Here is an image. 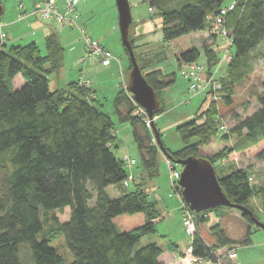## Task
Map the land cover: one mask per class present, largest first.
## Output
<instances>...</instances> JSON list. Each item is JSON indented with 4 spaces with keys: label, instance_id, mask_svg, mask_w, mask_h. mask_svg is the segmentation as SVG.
<instances>
[{
    "label": "trees",
    "instance_id": "16d2710c",
    "mask_svg": "<svg viewBox=\"0 0 264 264\" xmlns=\"http://www.w3.org/2000/svg\"><path fill=\"white\" fill-rule=\"evenodd\" d=\"M231 2L235 7L225 18L231 60L218 78L225 91L223 105L228 108H232L235 90L243 88L253 72L251 54L264 44V0L147 2L151 19L160 20L162 41L172 48L178 68L198 63L200 50L192 35L207 32V15L216 14ZM133 28L132 22L129 42L135 53L138 46ZM122 50L128 59L129 74L131 63L123 46ZM201 50L210 72L218 62L216 51L211 46ZM44 51L42 55L34 42L8 47L0 42V264H65L44 230L47 221L52 229L49 235L63 237L73 256L70 264H160L162 249L157 243L139 246L143 238L156 233L159 214L142 183H135L130 192L123 190L127 171L123 160L114 153L118 148L112 136L114 122L85 85L71 82L63 89L50 90L49 77L60 71L64 57L54 32L45 37ZM134 57L160 102L154 117L160 116L164 113L160 94L175 84L176 74H163L156 67L165 59L160 51L135 53ZM17 76L24 84L15 89L13 80ZM252 97L257 107L238 120L230 132L242 140L240 145L206 158L214 170L216 163L231 165L235 157H248L264 165V81ZM137 109L127 90L120 89L113 100L114 115L119 124L131 128L144 176L153 181L158 176V146L153 144L144 119L135 115ZM205 109L198 119L175 128L182 148L166 149L171 161L199 158L200 147L216 136L215 107L209 103ZM217 131L222 134L218 128ZM221 138L228 141L225 133ZM252 171L249 167L231 166L226 175H215L230 203L248 209L259 219L250 206L251 200L257 199L264 221V184H251ZM112 186L119 192L116 199L104 191ZM179 191L174 182L173 192L178 195ZM93 199L94 204L89 206ZM183 205L184 211L193 216L196 231L197 226L207 222L210 212L227 210L195 213ZM60 216L65 218L61 220ZM241 219L246 229L239 240H231L220 225H215L209 229L214 244L196 237L193 255L215 262L214 255L219 250L251 245L252 235L261 229L248 216L242 215Z\"/></svg>",
    "mask_w": 264,
    "mask_h": 264
},
{
    "label": "rangeland",
    "instance_id": "374dc122",
    "mask_svg": "<svg viewBox=\"0 0 264 264\" xmlns=\"http://www.w3.org/2000/svg\"><path fill=\"white\" fill-rule=\"evenodd\" d=\"M46 1L47 0H41V3L39 4L40 6L32 14L34 16V19L32 20L43 29H46L44 26L48 24H53L55 27H57L56 24L61 27H65V32L70 37V39L82 36V33L79 29L83 30L84 34L92 40H96L99 36L104 37L106 40L107 48H109L112 53L116 57H119L121 60L123 74L120 75V78L121 80H123L122 89L126 91V84L128 79V59L122 52L115 0H93L92 4L89 5L92 7L89 9L86 15H82L79 17L77 9H75L76 16L74 15L75 17L73 16L71 19L70 16L67 15L65 24L55 21L54 18L47 20L42 19L39 16L40 14L37 10L41 9L44 4H46ZM67 1L68 0H66L65 5ZM0 2L3 8V14L0 18V33L4 35V43H6L7 47L10 45L24 46L34 41V43L37 44L41 54L44 55V43L42 42V40L40 41V37L38 36L40 30L32 32L33 27H30V29L26 30V19L21 23L17 21L20 17H26V0H0ZM48 3L52 4L53 11H57L52 0H49ZM129 3L131 9V17L134 23L133 31L137 29L138 32H141L142 29L146 30L147 26L152 30V33L149 36H145V39H143V41L145 42L148 41L147 45L135 49V53L138 54L139 50L141 49L142 54L147 52L155 53L160 51L161 57L163 58L165 56V59L163 63L157 65L156 67H159L162 70L163 74H176L175 84L162 91L160 94V98L164 105L163 114L154 117L153 121H150L148 116L135 112V115L140 116L144 119V122L153 135V144H156L158 146V176L151 182L148 181V179H146L144 176L140 156L136 150V146L131 136V128L127 124H119L114 115L112 102L113 98H111L112 89L110 84L106 82V80L103 81V83L105 84L101 86V90H99L98 94L99 101H101L103 104V107L101 108L102 111L111 118L115 125L112 135L113 141L117 142L116 145L118 146V148L114 151L115 156L118 159H122L125 165L127 162H129L128 160L133 161L134 163L130 167H126L127 178L123 182V190H127L128 192H130L133 190V185L135 183H142L144 190L146 189L145 191H147L146 194H148L147 196L149 201L156 202L155 205L159 214V221L156 224V234L143 238L140 241L139 246H144L148 243L155 242L160 247H165L166 245H169L170 242L176 243L177 240H184L185 248L183 249V251H181L180 256L178 257L179 264L180 259L183 258L184 262L185 260L187 261L189 259L185 264H224L228 262L235 264L236 262L238 263V261V264H264L263 230L257 231L252 235L251 245L247 247L232 246L229 248L236 249V257H238L239 260H237V258H235L234 260H229L224 254H222L224 251L226 252L227 248L219 250L217 253H215L218 256V258L215 256V262L210 261V259H201L199 262H194L192 257L189 256L186 259V256L189 254L188 251L190 249L192 256L195 257L192 253L193 240L189 241V236L186 235L182 224V211H184L185 207L180 197L181 191H179V194L176 195L173 192V183L170 180V175L173 174L174 171L180 173L182 171V166L177 165L175 164V162L171 161L170 156L166 151V149H169L171 151H178L182 148L180 138L176 133L175 128L178 125L186 123L192 119H198L199 117H201V114L204 112V110H206L205 108L209 103L214 105L215 107V110L217 112L215 118H218V121L226 127L225 134L228 136V141H223V139L221 138V135L223 134L218 133L217 124L214 121L216 136L211 138L208 143L200 147L198 152L199 158L205 160H207L206 158L212 159L214 155L221 152L222 150H225L226 148H236L240 145L242 140L238 139L230 132L237 125L238 120L244 118L246 115L251 114L257 107L252 94L255 91H260V83L264 81V44L261 45V47H258V49L251 54V64L253 67V72L249 75V78L246 80L243 88L235 90V95L233 97V103L231 106L232 108H228L223 105V96H225V91L222 90V86L218 82V78L224 74L227 67L228 61L225 59V57L229 54V52H231L229 42L227 40L224 41L223 39H220L218 37L215 38V41L214 38H211L209 36L208 30L207 32L199 33L196 35L194 34L191 37L194 45L200 50V58L198 60V63L200 66L206 67L204 68V71L201 72V78L203 79L202 81L205 84V82H207L209 78H213L216 82V85H220H218L219 87L216 90H211L208 86H205L206 89H204V91L198 92L197 94H192L188 91L187 80L182 75H180V68L177 67L172 57V48L167 44H164L162 41V35L160 32V20L157 17H154L153 20L151 19V16L148 12L147 0H129ZM108 4L111 5V9L107 7ZM22 5L24 6L23 9ZM66 11L67 10L65 7V14ZM65 14L62 15L64 16ZM78 17L79 19H77ZM68 19H71V22L73 21L74 25L72 24V26H70ZM112 21H115L116 23L113 27L110 26ZM55 29L57 30V28ZM6 33L8 34V38ZM31 35H33L34 37H32ZM82 37L84 38V36ZM62 45H64V42ZM204 46H211L212 49L216 51L218 57L217 64L210 72L207 69L205 57L201 50ZM162 49L165 54L161 52ZM72 59L73 58L69 57L68 62H70ZM112 59L113 56L111 54L109 63ZM86 60H94L95 62L102 65L97 58L86 56L83 47L81 61L84 62ZM69 65L70 64L67 65V57L65 55L62 60L60 71H57L56 74L49 77V80H51V83L49 85L51 91L54 90V84L56 82L62 84L65 80L73 81L72 77H78L80 73L79 70H72L71 66ZM23 84L24 81L20 76H17L13 80L15 89L20 88ZM104 97H107L106 101L104 100ZM205 98L206 101L204 102ZM201 121L202 120L200 119L197 122L201 123ZM156 135H158V139L162 147L164 148V152H162L159 148L160 146L159 142L157 141ZM235 158L236 159L232 161L231 165L222 164L220 162L216 163V175L218 177L226 175L229 172V168H231V166L238 168H247L249 166V168H252L250 165V161H246L248 160L247 158ZM252 175L254 176L253 182H251L252 185L259 186L260 184H262V182L264 184V165L262 164L259 169H253ZM129 176H132V181L125 185V182H128ZM117 190L118 189L112 186L106 188L104 191L108 197H110L111 199H116L119 197V192ZM94 200L95 199L89 202V206H92L94 204ZM250 206L254 209V213L257 214L259 218L257 220L261 223H264L258 200L253 198L250 202ZM226 209L227 210L222 211L226 218L225 223L222 224V227H224L227 235L231 237L237 235L238 237L242 226L244 227V224L246 223L241 219L242 214L239 211L234 209L231 210L228 208ZM208 215L211 216L210 220L202 224L203 227L213 226L217 224L216 219H218L219 221L216 213L210 212ZM60 217L61 220L65 218L64 216ZM45 225L46 226L44 227V230L48 233L47 237L50 240L51 246L55 248L57 252L63 257L65 264L72 263L73 256L67 249L63 237H59L55 234L49 235L52 230L51 223L47 221V224ZM211 228L212 227H210L209 229ZM165 234H169V236L166 239L161 238V235ZM196 237H199L198 234L194 235L193 239H195Z\"/></svg>",
    "mask_w": 264,
    "mask_h": 264
},
{
    "label": "crops",
    "instance_id": "0c3cea01",
    "mask_svg": "<svg viewBox=\"0 0 264 264\" xmlns=\"http://www.w3.org/2000/svg\"><path fill=\"white\" fill-rule=\"evenodd\" d=\"M71 1L76 2V9H77L79 17L82 15H86V13L92 7L89 5L92 4V2H93V0H71ZM148 1L149 0H147V2ZM52 2L60 14H65V2H66V0H52ZM40 3H41V0H26V17H20V18H18L17 21L19 23H21L23 20L26 19V30L30 29V27H33V29H32L33 31L31 30L32 32H36V31L40 30L38 36L40 37V41L42 40L43 43H44L45 37L48 36L51 32H54L57 36H59L57 38H59L58 39V40H60L59 43L64 50V56L66 55V57H67V65L70 64L69 66H71L72 70H76V71L79 70V72H80L78 77L77 76L72 77L73 81H66L65 80L64 83H62V84L54 82L55 83L54 84L55 85L54 90L63 89L66 87L67 84H69L71 82H78L79 84L85 85L87 88H90L93 92V95H92L93 99H95L96 101H98L102 104V102L99 101L98 94H99V90H101V86L103 84H105V83H103V81L106 80V82H108L111 86V89H112L111 98H113V100H114L116 94L120 91V89L123 88L122 87L123 86V80H121V78H120V75L123 74V72H122L123 67L121 65L120 58L116 57L112 53V51L109 48H107L105 38L102 36H99L94 41L98 42L100 45H102L107 51H109L112 54L113 59L110 61L109 65L108 66H102L99 63L95 62L94 60H86V61L82 62L81 61L82 49L84 47V45H83V43H84L83 39L84 38L82 37L83 35L81 37L79 36L78 38L70 39V37L65 32L66 28L61 27L56 23L55 24L57 25V27H55L53 24H48V25L44 26L46 29H43L40 26H38L37 23L32 20V19H34V16L32 14L40 6L39 5ZM107 7L109 9H111L110 4H108ZM23 8H24V6L22 5V9ZM79 17L77 19H79ZM132 22H133V19H132ZM17 23H15V24H17ZM115 24H116L115 21H112L110 26L113 27ZM55 28H57V30ZM56 31H58V32H56ZM135 32L136 33L134 35L137 37V40H138V43H136L138 48L147 45L148 41L145 42V41H143V39H145V36H149L152 33V30L149 29L147 26L146 30L142 29L141 32H138V30L136 29ZM196 34H199V33H196ZM6 35L8 38L7 33H6ZM31 36L34 37L33 35H31ZM63 42H64V45H62ZM143 42H145V43H143ZM76 49H77V51H76ZM141 50H139L138 55H143L141 53ZM122 52H123V50H122ZM68 53H69V56H68ZM152 53H154V52H152ZM144 54H150V52H147ZM69 57L73 58L70 62H68ZM157 68H159V67H157ZM50 83H51V80H50ZM104 100L106 101L107 97H104ZM246 158L248 159L246 161H250V165L254 170L259 169L261 167V165H262L261 162L250 160L248 157H246ZM262 184H263V182H262ZM150 202H152L154 204L156 203L155 201H150ZM155 207H156V205H155ZM156 210H157V208H156ZM181 211H182V208H181ZM182 212H183L182 215L184 218V211H182ZM216 215H217V218H219V221H218V219H216L217 224H215V225H220L221 228L225 231L224 227H222V224L225 223V219H226L225 215L223 214V212H221V213L217 212ZM210 217L211 216L208 215L207 221L210 220ZM215 225H213V226H215ZM213 226H205V227H203L202 225L197 226V234H198L199 238H201L203 240V242L208 244V245L214 244V238L212 237V235L208 231L209 228L213 227ZM244 228L246 229V224H244V227L242 226V229L240 230L238 237H237V235H235L234 237H231V236L227 235L226 232L225 233L231 240L237 241L244 234V232H245ZM168 236H169V234L168 235H166V234L161 235V238L166 239ZM160 248L162 249V255L158 259L160 264H179V258L178 257L180 256L181 251H183V249L185 248L184 240H177L176 243L170 242L169 245H166L165 247H160ZM236 258H237V260H239L238 257H236ZM238 263H239V261H238ZM238 263L236 262L235 264H238ZM210 264H212V263H210Z\"/></svg>",
    "mask_w": 264,
    "mask_h": 264
},
{
    "label": "water",
    "instance_id": "95a60500",
    "mask_svg": "<svg viewBox=\"0 0 264 264\" xmlns=\"http://www.w3.org/2000/svg\"><path fill=\"white\" fill-rule=\"evenodd\" d=\"M115 6L118 15V30L121 45L127 51L131 63L126 90L131 95L133 102L145 111L150 121H153L154 114L160 107V102L142 76L129 42V32L132 25L129 0H115ZM2 14L3 8L0 2V18ZM156 137L160 150L164 152L158 135ZM175 164L182 166L177 186L181 191L182 202L188 206L190 211L200 213L216 208L234 209L242 215L248 216L254 226L264 231V224L259 222L251 211L230 203L218 183L214 167L207 160L188 157L185 160L175 162Z\"/></svg>",
    "mask_w": 264,
    "mask_h": 264
},
{
    "label": "built area",
    "instance_id": "2783aa9c",
    "mask_svg": "<svg viewBox=\"0 0 264 264\" xmlns=\"http://www.w3.org/2000/svg\"><path fill=\"white\" fill-rule=\"evenodd\" d=\"M48 2H49V0L46 1V4H44V6L41 9L37 10L40 14L39 16L42 19L49 20V19L54 18L55 21L65 24V21L67 20V15H69L71 19L74 15L76 16V14H75V9H76L75 1H71V0L67 1L66 5H65L67 11H66V14L64 16L56 10L53 11L52 4H50ZM234 7H235V3L231 2L228 6L221 8L216 14H210V15H207V17H206L209 36L215 37V38L218 37L220 39H223L224 41L227 40L230 44V47H231V40L229 38L228 31L225 27V18L228 15V13L234 9ZM148 12L151 13L152 10L148 9ZM71 19H68L70 26H72V24H73V21L71 22ZM79 30L81 31L82 35L84 36V50H85L86 56L97 58L103 66L108 65L109 60L111 58V54L109 53V51H107L98 42L87 37L84 34L83 30H81V29H79ZM0 42L1 43L4 42V35L2 33H0ZM225 59L227 61L231 60V53L230 52L225 57ZM204 68H206V67L200 66L199 64H194L191 66L181 67L179 70L180 75H182L187 80L188 91L191 92L192 94H197L198 92L204 91V89H206L205 86H208L211 90L212 89L216 90L220 86L219 84L216 85V82L213 78H209V80L207 82H205V84H204V82L202 81L203 79L201 78V72L204 71ZM136 112L138 114H142V115L147 116L145 111L143 109H141L140 107H138ZM215 122L217 124L218 130L220 132H222V134H224L226 132V127L218 121V118H215ZM128 161L129 162H127L125 165L126 167H130L131 165L134 164L133 161H130V160H128ZM179 177H180V173L174 171V173L170 175V180L172 183H174V182H176V180L177 181L179 180ZM131 181H132V176H129L128 182H125V185H127ZM182 224H183V228H184L186 235L189 236V241H192L193 236L197 235V233H196L197 231H196V225H195L193 216L189 212L184 211V218H183ZM236 252L237 251L235 248H231V249H226V252L224 251L222 254H224L229 260H234L236 258ZM188 253L189 254L186 256V259L189 256V257H192L194 262H197V261L199 262L201 260L197 257L192 256L191 249L188 251ZM214 256H216L218 258V256L216 254ZM188 260L187 261L185 260V262H184V258L180 259V264H185L188 262Z\"/></svg>",
    "mask_w": 264,
    "mask_h": 264
}]
</instances>
